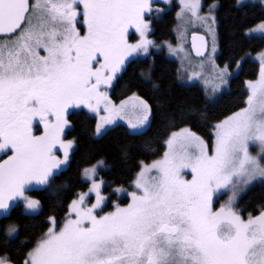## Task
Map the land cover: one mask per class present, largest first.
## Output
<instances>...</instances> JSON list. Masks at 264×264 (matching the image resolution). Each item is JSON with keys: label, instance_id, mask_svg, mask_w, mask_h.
Returning <instances> with one entry per match:
<instances>
[{"label": "snow or ice", "instance_id": "1", "mask_svg": "<svg viewBox=\"0 0 264 264\" xmlns=\"http://www.w3.org/2000/svg\"><path fill=\"white\" fill-rule=\"evenodd\" d=\"M78 4L85 35L76 26ZM185 7L195 16L199 5ZM147 9L148 0H0V34H16L0 45V152L11 150L0 163V209L17 198L27 209L39 207L24 192L33 183L47 184L66 163L71 145L61 134L69 108L84 106L99 115L103 105L97 134L121 116L125 105H113L101 85L111 83L132 53L148 52ZM131 27L142 38L135 45L127 39ZM249 89L247 107L216 125L211 149L187 129L174 134L164 158L136 180L140 194L131 193L127 207L107 215L95 213L104 197L93 181L96 203L82 207L83 195L73 201L75 219L59 231L53 220L25 264H264V213L244 220L232 207L238 183L264 176V166L249 152L250 143L264 152V68ZM135 99L139 112L128 122L132 129L150 116L148 104ZM34 121L43 125V135L33 134ZM57 145L64 160L53 152ZM153 170L156 175L145 178ZM185 170L190 180L182 176ZM94 173V167L85 169L90 179ZM229 186L232 197L214 211V194Z\"/></svg>", "mask_w": 264, "mask_h": 264}, {"label": "trees", "instance_id": "2", "mask_svg": "<svg viewBox=\"0 0 264 264\" xmlns=\"http://www.w3.org/2000/svg\"><path fill=\"white\" fill-rule=\"evenodd\" d=\"M214 2L218 3V59L221 63L230 62L232 66L241 62L229 90L211 101L200 86L179 83L178 63L168 59L162 51L130 60L115 79L111 96L114 101L133 95L142 98L150 108L146 130L134 134L119 124L97 138L95 117L85 109L72 111L68 115L66 131V138L74 143L69 163L44 187L30 191V195L40 201L39 213L27 214L19 203L8 215L0 217V257L11 264H25L29 253L53 227V220L58 229L64 224L70 205L80 193L89 189V183L82 175L86 168L98 161L105 164L99 171L105 182L102 191L105 204L101 212L109 213L115 207L127 204L129 197L117 190L130 191L142 165L162 156L173 132L190 127L211 143L214 125L246 106L249 96L246 83L255 80L260 71L259 64L250 56L264 48L263 36L252 37L246 32L264 21V8L258 2L240 5L238 0H202L205 7ZM172 5L152 17V35L156 41L174 39L179 5ZM238 203L244 217L264 211V183L247 189ZM11 227L16 231L9 234Z\"/></svg>", "mask_w": 264, "mask_h": 264}, {"label": "rangeland", "instance_id": "3", "mask_svg": "<svg viewBox=\"0 0 264 264\" xmlns=\"http://www.w3.org/2000/svg\"><path fill=\"white\" fill-rule=\"evenodd\" d=\"M186 2L198 3L199 7L197 9V13L195 16H193L192 13L185 7ZM238 2L240 5H245V3H248V2H252V3L258 2L264 8V0H238ZM173 3L179 5L178 10L176 12L177 22H176L175 29H174V37H173L174 39L169 40V41H158V40L156 41V39H154L152 35L154 32V28H152V17H156V15L163 12L164 7L173 6L172 5ZM217 5L218 3L214 2L211 6L205 7L204 3H202V0H148V9L144 12V20H145V23H147L148 25L145 38L152 42L148 46V52L145 53L143 51H137V52L132 53L125 60L124 65L121 67V69L114 74L111 80V83L109 85H101V91L105 92L108 99L111 100L113 105H115L116 107H120L122 104L125 105L124 111L121 113L120 117L116 118L114 123L103 125L100 129V133L97 134V125L100 122V117L106 115V113L103 111V105H101L100 107L99 115L90 111L87 107H84V106L69 108L65 114V119L67 120V124L64 127V130L61 134V140L65 144H70L71 147H69L67 150L68 158H67L66 163L61 164L59 169L54 170L53 175L60 173L63 169L67 167L69 160L71 158V155H72L71 153L74 148V143L72 140H69L66 138V131L69 128L68 115L72 111L85 109L92 117H95V120H97L96 127H95V131H96L95 136L97 138H100L101 136H103L106 130L116 127V125H119V124L126 126L127 129L130 130V132L134 134H139V132H143L144 130H146V127L148 126L149 121H150V116H149L148 123L145 125H142L141 127L137 129L130 128L129 123H128L129 121L135 122L137 119L138 112H139L137 108L133 107V105L138 103V101L135 98L138 97L140 100H143L142 98H140L139 96L133 95L121 101H116V100L114 101L113 97L111 96L112 90L114 88L115 79L119 75H121V73L125 70V67L129 63V61L132 59L144 58L150 55L152 52L162 51L166 54L168 59L170 58L172 60H175L178 63L179 83L188 85V86H193V85L200 86L203 92L206 93V96L208 97V99L211 101H216V99L222 96L223 93L229 90L230 83L232 81L231 79L234 76H236L237 73L239 72L240 70L239 67H240L241 62L237 63L236 66H232L230 62L221 63L220 59H218L219 54H220V47H219V36H218L219 25L217 22V14H216ZM76 7L78 11V15L76 18V26L79 32L81 33V35H85L87 32V28L83 21V5L78 4ZM261 24H264V21H260L256 25L249 28L246 32V35L252 36V37H255V36L264 37V31L258 30ZM193 33L203 34L208 39L209 50H208V53L203 58H196L193 55L192 49H190V39H191V34ZM15 36H12V38H1L0 45H3L6 42H10L11 40H14ZM127 39H128L129 44L135 45L139 43V41L142 38L139 32H137L134 27H131L128 29ZM40 53L41 55L45 54L43 52V49H40ZM250 57H252V59L259 64L260 71H259L258 77L255 80H249L246 83V89L248 91V95H250L249 84L255 83L256 81L260 79L261 70L262 68H264V48L255 54H251ZM98 66H99L98 64L94 63V67H98ZM221 76H222V79H221ZM245 107H247V104ZM242 109H240L239 111H241ZM221 122H218L217 124ZM216 125H214L215 127L212 130L213 139L211 143L201 138L190 127H184L183 129L173 132V134L168 138L166 142L165 152L162 154V156L157 158L156 160L151 161L152 163L150 164L142 165L141 169L137 173L136 178L131 183L132 186H131L130 191L127 192L121 189L118 190V192H120L121 194H125L129 197L127 204H121L119 207H127L128 204L131 203L132 201L131 193L136 192L137 194H140V190L136 188V184H135L136 180L138 179L140 173L146 167L151 166L154 162L158 160H162L164 158V154L169 151L168 141L173 138L174 134L183 133V130L187 129L191 133H194L196 136L200 137L211 149L215 141ZM33 134L37 136L44 134L43 125L40 124L39 121H34L33 123ZM53 152L58 159L64 160V150L60 148L59 145H57V147L53 149ZM249 152L251 155L257 157L260 160L262 166H264V152L261 151L260 145L258 143H250ZM10 155H11V150H8L6 152H0V163L8 159ZM104 165L105 164L103 163V161H98L93 166L86 168V169H90L93 167L95 168V173L94 175H92L91 179L85 175V170H84L82 174L84 176L83 179L84 181H87L89 183V189H87L85 192L80 193L74 200V201H78L80 196L83 195L85 199H84V204L82 205V207H91L92 205L96 203V193L94 191H91L93 181L100 184V194L102 196V191L104 189L105 182L99 176V171L102 168H104ZM154 175H156L155 170H153L152 172L146 173L145 178H150ZM182 176L185 179H189V180L191 179V173L188 170H185L184 172H182ZM51 177L49 178V181L51 180ZM257 183H264V176H256L255 178L250 180L247 184H244L241 181L236 186L237 194L235 198L233 199L232 207L234 211H236L241 216V218L244 220H247L249 217H253V218L257 217L261 215V213H264V211H261L255 216L249 214L247 217H244L240 213V209L238 207V204H239L238 202L240 198L243 196V193H245L247 189H249L250 187H252L254 184H257ZM45 185L46 184L38 185V184L33 183L25 189L24 195L28 199L38 201L37 199L33 198L30 195V191L33 189H41V187H44ZM232 195H233V189L231 186H229V188L227 189H220L213 196V210L218 211L223 205H225L229 201ZM38 202H39V207L35 210H31V209L26 208V201L24 199L17 198L13 201L8 202L9 207L7 209H0V217L8 215L10 209L19 203L23 205L24 212H26L27 214L39 213L41 205H40V201ZM72 204L70 205V208H69L70 213L68 217L66 218L64 224L66 223L68 219H75V213L72 212L71 210ZM104 204L105 202L103 200L101 203V206L95 209V213L99 215H107L108 213L102 214L101 212L103 210L102 208ZM117 207H115L112 211H109V213L115 211ZM63 225L59 229L55 227V230L59 231L63 227ZM0 259L5 260L6 264H11L3 257H0Z\"/></svg>", "mask_w": 264, "mask_h": 264}, {"label": "water", "instance_id": "4", "mask_svg": "<svg viewBox=\"0 0 264 264\" xmlns=\"http://www.w3.org/2000/svg\"><path fill=\"white\" fill-rule=\"evenodd\" d=\"M14 35L16 34H13L12 36ZM0 38H10V37L4 34H0ZM190 49H192L193 55L196 58H203L208 53L209 50L207 37H205V35L200 33L191 34ZM198 50L201 51L203 55H197Z\"/></svg>", "mask_w": 264, "mask_h": 264}, {"label": "bare ground", "instance_id": "5", "mask_svg": "<svg viewBox=\"0 0 264 264\" xmlns=\"http://www.w3.org/2000/svg\"><path fill=\"white\" fill-rule=\"evenodd\" d=\"M4 156V155H3ZM117 190V189H116ZM118 191V190H117Z\"/></svg>", "mask_w": 264, "mask_h": 264}]
</instances>
